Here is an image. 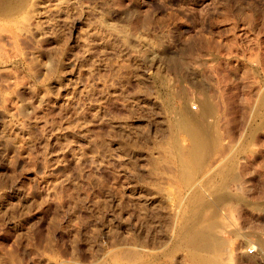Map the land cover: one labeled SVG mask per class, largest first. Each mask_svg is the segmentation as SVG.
<instances>
[{
    "label": "rangeland",
    "instance_id": "obj_1",
    "mask_svg": "<svg viewBox=\"0 0 264 264\" xmlns=\"http://www.w3.org/2000/svg\"><path fill=\"white\" fill-rule=\"evenodd\" d=\"M12 20L0 22V264H262L246 248L264 254L263 132L255 153L235 152L246 199L216 207L206 263L174 240V172L190 166L166 148L176 136L189 162L180 114L206 96L226 146L260 98L264 117V0H30Z\"/></svg>",
    "mask_w": 264,
    "mask_h": 264
},
{
    "label": "bare ground",
    "instance_id": "obj_2",
    "mask_svg": "<svg viewBox=\"0 0 264 264\" xmlns=\"http://www.w3.org/2000/svg\"><path fill=\"white\" fill-rule=\"evenodd\" d=\"M29 3H30V0H0V22L7 20V23H8L9 22L8 20L11 21L12 19H14V17L16 18V16H18L22 13L23 9L25 10L26 5H28ZM172 62L174 63L173 65H175L176 67L178 66L177 61L175 59H173ZM179 63H180V61H179ZM207 98H208V96H206V98L204 100H202L201 109L199 110L200 113L196 114L197 116H194V115H193V117L191 116V119H189L190 121H188L187 118L193 114V113L192 114L190 113L191 110L188 112H182V113L180 112L181 113L180 114V118H181L180 121H182V122L184 121L185 125H182V126L185 127V129L187 131L186 133H188L187 137H189L188 143L190 145V148H189V150H188V148H186L187 151H189L188 152V155H189L188 159H190L189 162H186V160L183 161L184 159L182 157L183 155L181 152V150H182L181 145H180L181 143L178 141L177 138H175L176 136L173 138L170 137L171 139H170L169 145L171 148H166L168 150L169 149L174 150L173 153H171L172 152L171 151L169 154L166 155V157H170V158H166V159H171V158L176 159L177 158L176 159L178 161V163L176 162L177 166L178 165L181 166V164L183 162H184L183 164H185L186 166H190L189 167L190 170L188 171L189 173H188V175H186L187 174L186 173L185 176H182V175H180V177L177 176L178 173L179 174L181 173V171H182L181 167L182 166L179 168H176L175 172L172 170L174 172V174H176V175H174V174L173 175L175 177L181 179L180 181H179V179L177 181H179L181 183L180 185L183 187V189L176 188V189H179L178 190L179 192L175 189V192L177 191V193H178L177 196L179 197L178 198L179 202L177 203L178 204L177 205L178 210L176 209L177 211L175 212V214L177 216L175 218H177L176 220L178 221L179 227L177 229L178 230L177 234H175L177 236L173 235L174 240L176 241V244H178L179 246H184V245L191 246V245H189L190 243H195L194 245H196V248L193 250L192 253L190 252L188 254L191 258L193 257V258L202 259V262H205V263L207 262L208 259L206 258V255L203 252L204 248L202 249V247H204V244H206V242L209 245L208 242L211 241V239H213L215 234H216V228H218V226H221L223 224V223L221 224V222H223L222 220H220L221 222L217 221L218 220V218H217L218 212L216 209H218V208H216V207H219V206H220L219 208H223V207L229 208L230 207V209H231V206L233 203H236L238 201H244L246 199L243 189H241L240 186L237 185V183H236L239 180L236 181V176H235L236 174L234 173V170H235L234 166L237 163V160L235 159V152H236V150L237 151L239 150V152H240V150L242 148L247 147V148H250V150L253 153H255L257 150L256 145H258L257 144L258 141L256 143V139H257V135L260 132H263L262 137L264 139V130L262 131V129H264V117L261 114L262 105H261V102L259 101L262 98H260L259 100L257 99L256 100L257 102H255V104L250 105L248 108V117H247V121H246L247 122L246 123L247 131H245L246 134L242 133V136L240 134V136H239L240 138L237 139L236 143L232 141V143L227 145V146L223 142V136H222L223 131H221V129L218 126L217 110L215 109V106L209 100V98L208 99ZM185 119L187 120V122H185ZM179 126H180V124H179ZM182 126H180V127H182ZM243 130H245V129H243ZM261 140H262V138L259 140L260 143H261ZM227 142H229V141H227ZM161 145H163V144H161ZM189 145H188V147H189ZM223 145H225L226 148L229 147L228 148L229 150L226 151V153H225L226 155L224 153H221L224 156L222 155L223 157L221 159L217 160L216 162H213L212 164L215 163L214 166H212V165L208 166V164L210 162L209 160L211 159V157H213L214 154L216 153V151L219 150ZM259 146L260 145H258V147ZM185 147H187V146H185ZM260 147H262V146H260ZM222 150H224V149H222ZM242 151L245 152L244 150H242ZM167 152H169V151H167ZM252 152H250V153H252ZM236 153L238 154V152H236ZM253 153H252V155H254ZM163 156L165 158V155H163ZM185 159H186V157H185ZM241 161H242V159H241ZM160 166H161V164H160ZM184 169H186V168H184ZM188 169H186V170H188ZM186 170H183V171H186ZM213 175H217L218 179H215L214 177H212ZM210 178H213V179H210ZM212 180L214 181L213 183H212ZM177 187H179V186H177ZM156 188H159V185ZM162 188L164 189V187H162ZM154 190H157V189H154ZM180 190H183V193L182 192L180 193ZM162 192L163 191H161V193ZM158 195H160V194H158ZM226 208H224V209H226ZM177 221H176V223H177ZM223 226H224V224H223ZM227 227H229V226H227ZM218 230L219 229H217V231ZM220 230H221V228H220ZM175 233H176V230H175ZM140 239L141 238L139 237L138 240L141 241ZM171 241H172V239H171ZM233 242H235V241H233ZM207 244L205 245V247L207 246ZM179 246H177V247H179ZM206 249H209V247L208 248L206 247ZM211 249H212V247H211ZM257 251H258V249H257ZM257 251H256V258L262 257L263 258L262 264H264V254L261 251H258V252ZM124 252H126V251H124ZM136 252L137 251H134V252L131 251L128 253V251H127L122 256L125 257V255H126V257L128 259L130 257L134 258V259L135 258L140 259V258H142L141 257L142 255H145V253H136ZM228 252H230V250ZM231 253H233V251H231ZM252 255H254V254H252ZM195 261H197V259ZM208 262H209V260H208ZM208 262H207V264H209ZM257 262H259V261H257Z\"/></svg>",
    "mask_w": 264,
    "mask_h": 264
},
{
    "label": "built area",
    "instance_id": "obj_3",
    "mask_svg": "<svg viewBox=\"0 0 264 264\" xmlns=\"http://www.w3.org/2000/svg\"><path fill=\"white\" fill-rule=\"evenodd\" d=\"M193 108H196L195 106H193ZM257 251L256 249V246H249L246 248V252L249 254V255H252V254H255Z\"/></svg>",
    "mask_w": 264,
    "mask_h": 264
}]
</instances>
